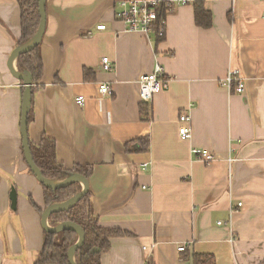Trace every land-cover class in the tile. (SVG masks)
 <instances>
[{"label": "crops", "instance_id": "obj_1", "mask_svg": "<svg viewBox=\"0 0 264 264\" xmlns=\"http://www.w3.org/2000/svg\"><path fill=\"white\" fill-rule=\"evenodd\" d=\"M119 1L45 0L42 87L29 139L53 140L67 171L90 167L98 225L132 235L111 239L100 264H191L180 248L211 254L215 264H264V0H204L209 29L195 25L192 3L173 6L157 46L153 34L124 30L115 16ZM19 40L18 3L0 0V264H34L44 238L43 188L21 146L24 83L7 66ZM155 65L170 80L145 104V122L138 80ZM11 69L22 75L17 58ZM232 69L245 79L242 94L221 85ZM102 84L108 95L99 93ZM182 114L190 118L185 141ZM193 148L214 161L198 160Z\"/></svg>", "mask_w": 264, "mask_h": 264}, {"label": "trees", "instance_id": "obj_2", "mask_svg": "<svg viewBox=\"0 0 264 264\" xmlns=\"http://www.w3.org/2000/svg\"><path fill=\"white\" fill-rule=\"evenodd\" d=\"M16 2L20 9V40L18 46H23L33 39L39 27L38 0H16ZM171 7L173 5L169 4L168 0H161L157 8V20L153 27L155 46L164 41L165 34L159 37L158 31L161 23L165 21L168 9ZM192 7L195 25L202 29L211 28L212 15L206 9L204 0H193ZM38 48L39 44L29 52L17 57L20 72L31 76V99L27 114V140L32 160L41 172V175L47 180H64L72 174H78L88 180L92 173L90 167L75 166L71 171H67L57 163L55 142L53 140L42 136L39 144H35L28 137V129L33 122V98L42 87L40 84L42 63ZM23 90L24 88H22V92ZM140 117L145 122L150 121L151 111L148 105H140ZM138 142H140L142 151L148 150V139L146 137L138 139ZM42 188L45 208L49 205L63 203L81 191V186L78 183L55 190L44 186ZM90 202L91 195L88 190L85 196L70 209L53 213L48 217V223L51 227L64 222H72L77 224L84 232V242L74 254L76 264H100L102 254L110 249L111 239L132 236L130 233L121 230L100 227L97 223V218L91 211ZM43 235L42 250L34 264H69L67 253L69 248L77 241V234L74 231L65 230L58 234L44 232ZM180 258L183 261H190L191 264H215L213 255L190 254L186 248L180 251Z\"/></svg>", "mask_w": 264, "mask_h": 264}, {"label": "built area", "instance_id": "obj_3", "mask_svg": "<svg viewBox=\"0 0 264 264\" xmlns=\"http://www.w3.org/2000/svg\"><path fill=\"white\" fill-rule=\"evenodd\" d=\"M173 6L191 4L193 0H168ZM161 0H121L117 3L115 13L116 19L123 24L124 30L127 32H140L144 34H153V27L157 20V8ZM164 21L158 31V36L164 35ZM97 30H105V26L100 25ZM102 69L105 72H110L113 68L108 57L101 59ZM169 78L165 76L164 70L160 65H155L152 73L143 75L138 80L139 98L141 103L149 104L154 96L165 90L168 86ZM221 85L224 86L230 93L242 94L245 90V79L242 77L238 69L229 70L224 79L221 80ZM99 93L102 95L109 94L107 85L99 86ZM85 98L80 96L75 99L77 105H81ZM178 136L185 141L191 138L190 118L186 114L178 117ZM193 156L198 160L208 164L214 161L215 157L205 149L193 148L191 150ZM147 164H143L141 168L146 169ZM241 206L240 204L237 205ZM217 225H221L220 222ZM184 248H180L183 251Z\"/></svg>", "mask_w": 264, "mask_h": 264}, {"label": "water", "instance_id": "obj_4", "mask_svg": "<svg viewBox=\"0 0 264 264\" xmlns=\"http://www.w3.org/2000/svg\"><path fill=\"white\" fill-rule=\"evenodd\" d=\"M44 5H45V0H38V11H39V16H40V23H39V27H38L36 35L27 44L20 46L19 48L15 49L11 53L7 66L11 74L15 78H17L18 80H21L24 83L25 90L22 95V108H21V117H20V136H21V146H22L25 162L29 170L36 177L37 181L42 186L47 187L52 190L67 187L68 185L73 184V183H79L82 187V190L75 196L71 197L70 199L66 200L63 203L49 205L48 207L44 209V211L41 214V226L44 232L58 234L65 230H71L77 234V241L75 242V244H73L69 248L68 253H67L69 264H76L74 261V254L82 246L84 242V232L77 224L72 223V222H64L55 227H51L48 224V217L53 213L62 212V211H66L70 209L81 198H83L88 191V180L78 174L69 175L66 179L61 180V181L47 180L41 175V172L39 171V169L36 167V165L34 164L32 160L30 149L28 146V140H27V114L29 111V105H30V99H31V91H30L31 76L27 73H24L25 75H21L20 73H15L11 69V62L14 58H17L19 55L29 52L31 49H33L35 46H37L40 43L43 37V34H44V30H45ZM10 202H11V208L14 209L15 204H16V192L13 187L10 192Z\"/></svg>", "mask_w": 264, "mask_h": 264}, {"label": "rangeland", "instance_id": "obj_5", "mask_svg": "<svg viewBox=\"0 0 264 264\" xmlns=\"http://www.w3.org/2000/svg\"><path fill=\"white\" fill-rule=\"evenodd\" d=\"M22 75H25L23 72H22ZM57 181H61V180H57ZM79 184V183H78ZM81 186V185H80ZM81 190H82V187H81ZM49 224V223H48ZM50 226V225H49ZM75 261V260H74Z\"/></svg>", "mask_w": 264, "mask_h": 264}]
</instances>
